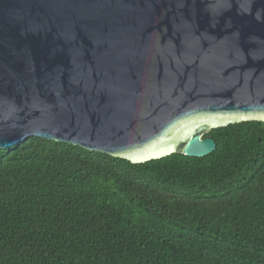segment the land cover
Here are the masks:
<instances>
[{
    "label": "water",
    "instance_id": "obj_1",
    "mask_svg": "<svg viewBox=\"0 0 264 264\" xmlns=\"http://www.w3.org/2000/svg\"><path fill=\"white\" fill-rule=\"evenodd\" d=\"M247 121L264 122V0H0V149L201 158Z\"/></svg>",
    "mask_w": 264,
    "mask_h": 264
},
{
    "label": "trees",
    "instance_id": "obj_2",
    "mask_svg": "<svg viewBox=\"0 0 264 264\" xmlns=\"http://www.w3.org/2000/svg\"><path fill=\"white\" fill-rule=\"evenodd\" d=\"M136 164L29 137L0 149V264H264V122Z\"/></svg>",
    "mask_w": 264,
    "mask_h": 264
}]
</instances>
